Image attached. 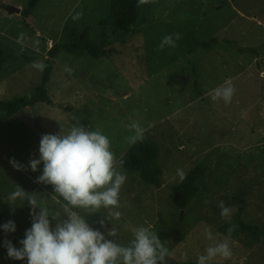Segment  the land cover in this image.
Listing matches in <instances>:
<instances>
[{"label": "rangeland", "instance_id": "obj_1", "mask_svg": "<svg viewBox=\"0 0 264 264\" xmlns=\"http://www.w3.org/2000/svg\"><path fill=\"white\" fill-rule=\"evenodd\" d=\"M28 2L0 0V101L30 96L42 74L32 64L44 63L50 45L71 43L74 34L87 31L91 41H99L103 32L113 54L94 59L59 51L46 85L52 104L14 115L0 111V207L18 185L50 211H63L52 186L36 182L43 164L36 172L28 166L30 157L39 158L43 134L67 132L77 122L99 129L118 162L130 147L126 126L138 121L157 152L154 166L162 170V183H143L117 163L127 175L120 201L128 205L119 209L121 220L113 221L117 242L132 239L125 224L150 227L173 253L166 264H197L209 244L205 226L223 239L237 225L229 237L231 259L211 264H264V0H155L141 6L137 24L129 28L115 25L109 0H40L29 19L37 32L20 19ZM20 33L27 36L23 42ZM175 33L181 36L176 47L159 50L161 39ZM212 38L217 42L208 48L198 44ZM225 80L235 87L231 103L212 101V90ZM13 158L27 170H16ZM197 164L207 169L198 194L178 208L168 199L180 183L176 170L187 174ZM243 188L239 214L230 197ZM221 200L232 210L230 223L220 215ZM9 204L25 234L31 227L29 202ZM102 214L106 210L85 219L103 233ZM105 224L111 230L112 223ZM0 264L27 260L13 261L0 250Z\"/></svg>", "mask_w": 264, "mask_h": 264}, {"label": "clouds", "instance_id": "obj_2", "mask_svg": "<svg viewBox=\"0 0 264 264\" xmlns=\"http://www.w3.org/2000/svg\"><path fill=\"white\" fill-rule=\"evenodd\" d=\"M154 2L137 0L136 6ZM180 38L179 33L164 36L159 50L166 46L175 48ZM26 39V34L20 33L19 41ZM38 43L35 41V44ZM32 67L43 72L46 64L34 62ZM65 70L71 71L67 68ZM234 94V85L230 80H225L212 90L211 99L230 104ZM126 127L132 133L125 137L130 146L144 139L146 129L138 121H132ZM10 163L18 171L27 170L25 165L14 158ZM117 163L110 139L99 129L89 130L77 122L67 132L61 129L58 134H43L39 142V158L30 157L28 166L32 172H36L38 166L43 164L42 174L36 178V182L52 186L56 197L63 202V211H50L48 207L39 204L35 196L29 195L17 185L7 200L11 204L17 200L29 202L31 227L19 241L21 247H14L10 240L4 241L8 258L27 259V264H166V257L172 258L173 253L167 247V241L161 242L157 232L150 227L125 224L132 239L127 244L117 242L119 233L113 221H120L122 212L119 209L128 206L122 205L120 201V192L127 175L119 170ZM176 175L181 183L186 179L182 169H177ZM205 203L208 201L205 200ZM218 207L221 209V217L230 223L231 208L225 206L223 200L219 201ZM101 209L107 213L102 214L104 218L98 221L105 229L103 233L92 228L85 219L86 215L101 213ZM50 217L55 221L54 227ZM105 220L112 223L111 230L107 229ZM0 227L5 233L16 230L11 220ZM236 227H229L228 237L217 239L211 228L205 226L203 235L209 244L205 252L197 257V264H211L217 258L231 259L233 252L229 237ZM179 255L184 260L188 256L187 251Z\"/></svg>", "mask_w": 264, "mask_h": 264}, {"label": "trees", "instance_id": "obj_3", "mask_svg": "<svg viewBox=\"0 0 264 264\" xmlns=\"http://www.w3.org/2000/svg\"><path fill=\"white\" fill-rule=\"evenodd\" d=\"M40 0H29L25 9L20 12L22 24L33 32H37L32 24H30V16L33 13L37 3ZM137 0H109V8L114 17L115 25L122 28H129L137 24L139 20L140 7H137ZM45 38L44 35H42ZM215 38L209 41L198 42L202 47L208 48L211 44H215ZM61 50L70 53L88 54L94 59L101 57H109L113 54L108 47L106 36L103 32L100 33L99 41H91L88 38L87 31H82L74 34L73 41L67 44L50 45L47 51V58L44 62L46 68L41 74L39 85L34 89L30 96H21L11 100L0 101V111H5L8 115L17 114L20 110L26 107H34L38 103L46 105L52 104L51 99L47 95L46 85L50 80L53 58ZM244 51L243 49L239 50ZM248 51H251L250 49ZM4 62L2 52L0 51V69ZM157 158L155 148L146 140L138 141L131 145L123 155L118 158V165L130 173H136L138 178L146 184L159 187L162 183V170L154 166ZM123 161L121 164L120 162ZM206 167L202 164L194 166L187 174L186 179L170 193L168 199L176 207L185 209L198 194V182L205 176ZM246 189H239L231 195L230 201L238 207L241 214L245 207ZM9 220L16 225L15 232L5 233L0 227V250L7 256V249L4 247V241L10 240L14 247H21L19 241L24 238L21 231V226L16 217L12 214L10 204L5 202L0 207V225L5 224ZM8 257V256H7ZM11 259V258H9ZM13 260V259H11ZM27 260V259H25ZM19 261V260H13Z\"/></svg>", "mask_w": 264, "mask_h": 264}, {"label": "crops", "instance_id": "obj_4", "mask_svg": "<svg viewBox=\"0 0 264 264\" xmlns=\"http://www.w3.org/2000/svg\"><path fill=\"white\" fill-rule=\"evenodd\" d=\"M27 108V107H26Z\"/></svg>", "mask_w": 264, "mask_h": 264}]
</instances>
